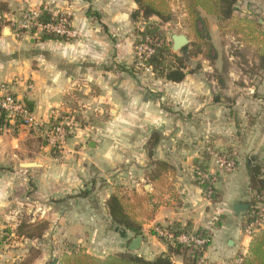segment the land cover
Segmentation results:
<instances>
[{
  "label": "crops",
  "instance_id": "0c3cea01",
  "mask_svg": "<svg viewBox=\"0 0 264 264\" xmlns=\"http://www.w3.org/2000/svg\"><path fill=\"white\" fill-rule=\"evenodd\" d=\"M0 1L8 5L9 10L4 14L6 18L20 8H33L43 3L70 10L73 25L78 31V36L70 40H33L30 51L24 49L23 41L16 39L10 29L8 35L3 33L6 29L4 26L0 32V83H10L14 93L33 104L32 116L35 119L44 122L58 119L69 124L68 136L60 146L59 154H48L50 147L47 145L38 153L25 151L23 147L26 143L40 138L37 132L27 127L0 128V219L12 220L16 216L9 232L15 245L2 241L0 264H14L20 260L23 246L26 242H32L16 237L13 232L23 216V212L17 211V206L24 199L30 200L32 209L35 207V211L39 212L26 213L27 217L30 216L32 221L45 219L49 226L44 233L51 232L52 242L58 244L50 249L46 246L41 248L31 264H60L59 257L66 250V243L81 246L86 253L97 257L127 249L134 236L111 223L105 206L113 187H99L96 180L97 176H101L105 170L112 171L120 162L117 150L101 147V140L107 131L104 124H114L119 120L136 125L134 134L139 138H142L139 134L144 132L145 127L152 128L148 135L154 130L160 132L162 141H165L156 148L154 158L166 160L174 166L173 173L163 183L147 180L145 173L150 161L144 143L140 156L147 161L135 164V170L140 175H135L129 187L151 193L150 200H144L146 206L153 207L156 201L159 204L150 218L142 214L137 216L143 224L142 243L136 253L151 259L167 250L162 239L147 235L146 230L154 224L167 227L174 222L184 225L189 221L193 229H207L205 218L211 214L217 217L222 214L225 218L227 207L232 209V203L242 201L234 199L237 191H240L234 177L230 185V189L233 188L231 193L224 191L219 201L212 204L204 196L202 188L193 181L197 185L194 188L184 173L189 165L194 169L193 160H200L202 153L191 155L190 161L185 148L170 145L164 148L165 142H168L166 139L172 140L171 127H174L176 136L183 131L181 117L176 113V110L182 111L186 107L182 93H198L200 89L185 85L189 74L181 82L168 81L167 87L173 89L170 92H175L170 97L173 103L170 111L164 105H155L149 92H144L143 88L140 90L134 78L126 76L129 67L127 54H130L135 43L132 30L136 22L131 19V12L136 8L133 0ZM251 1L253 4L247 5L238 0L233 17L228 22L243 32L254 31V25V32L259 30L264 33V0ZM214 25V28L218 27L217 22ZM259 39L257 37L258 42ZM117 64L122 68L116 67ZM188 105L206 110L213 107L211 102L201 103L199 100H192ZM108 131L112 134L113 129ZM136 137L133 136V139ZM29 161H35L38 165L22 166ZM31 178L34 189L24 195L23 188ZM140 179L147 181L142 184V189L137 186ZM246 181L244 174L243 183L246 184ZM87 189L91 190L87 196L65 198L66 195ZM215 223L213 220L211 224L219 227V223L218 226ZM237 233L234 224L224 223L217 229L213 228L211 242L198 263L239 264V258L222 261L218 257L221 252L226 256L234 253L233 248L228 249V240L232 239L227 237ZM243 237L242 243L247 246L249 239ZM223 239L224 250L221 246ZM31 246L32 243L24 254ZM216 249L217 252L214 251ZM173 260L175 264L182 263L179 255L174 256Z\"/></svg>",
  "mask_w": 264,
  "mask_h": 264
},
{
  "label": "rangeland",
  "instance_id": "374dc122",
  "mask_svg": "<svg viewBox=\"0 0 264 264\" xmlns=\"http://www.w3.org/2000/svg\"><path fill=\"white\" fill-rule=\"evenodd\" d=\"M243 3L247 5L253 4L251 0H242ZM50 5L43 3L42 7ZM168 6L172 12V19L161 25V28L165 32L167 41L171 43V34L173 33H184L189 39V44L184 50L171 51L179 56L184 57L190 69H194L195 72L188 75L189 79L186 81L185 85L197 86L200 91L198 93L183 92V100H185L186 107L182 111L176 110L182 120L183 131L179 135H175L174 127H171L172 140L167 138L168 142H165L164 148L167 146L175 148H185L187 150V155L191 161V155H196L202 153L203 160L204 156L209 158L208 168L211 167L212 160L206 150L207 147L211 148L213 151L227 155L229 158L233 159L235 162V169L232 171H226L224 169H218L214 167L210 170L211 173V185L217 188L220 193L227 191L231 193L230 189L231 182L235 177L236 187L240 191L234 199L242 200L243 202H251L254 197V191L248 187V177L247 183H243L244 174L247 176L246 165L247 160L255 158V162L261 166V171L264 177V70L257 68L258 65V50L260 46L257 40V32H243V30L233 27L230 22H223L222 28H214L215 18L214 16L206 15L201 12L202 16L208 22L210 41L213 48L217 54L214 61L207 60L204 56L199 54L196 57H189L187 53L192 49L191 41L194 40L193 34L190 32L191 19L187 14L186 4L183 0H169ZM33 7V8H37ZM50 7L56 8L51 5ZM59 8V7H58ZM32 7L20 8L17 11H13L15 18H19L20 14ZM91 10V9H90ZM64 11L69 12V20L72 24V29L76 32L74 37L68 38L74 39L78 36V31L73 25V13L70 10L64 9ZM93 11V10H91ZM97 17V16H96ZM98 18V17H97ZM7 19V18H6ZM155 19V18H153ZM4 27L10 28V31L16 32L17 28L12 27L11 23L6 20ZM135 28L132 30L134 32L135 38L137 31L143 28V21H135ZM212 26V29H211ZM20 31V30H19ZM20 36H15L16 39L23 41L25 48L28 51L33 47V40L36 41L40 38L41 33H35L34 31H21ZM9 32H5L8 35ZM240 35H238V34ZM252 34V36H251ZM134 38V40H136ZM144 43V42H143ZM149 44V43H148ZM144 45L133 44L132 51L127 54L129 58L128 69L126 70V76L129 78H134L136 87L143 88L144 92H149V96L152 101H155V105L167 107L170 111L173 108V103L170 100L171 95H173V89L167 87L169 85L168 81L164 78L157 76L151 70V68L145 65L144 62ZM204 50V47H203ZM125 55V52H124ZM131 57V58H130ZM172 60V59H169ZM116 67H121V65H116ZM141 90V89H140ZM187 96V97H186ZM192 100H199L201 103L211 102L213 107L209 110L200 109L195 106H189V102ZM188 105V106H187ZM213 117V118H210ZM58 121V119H56ZM62 121V120H60ZM106 128V134L101 140L102 148H113L120 154V162L112 171H104L101 176H97L96 180L99 187L111 186L123 184L126 186L131 185L135 175L139 174L135 170V164H144L140 153L143 152L144 143H146L148 138V132L152 128L145 127L144 132L139 134L142 138L136 137L134 134V128L136 125H131L128 123H123L118 121L117 123L104 124ZM113 129L112 134L108 129ZM40 138L30 140L29 143L24 145V150L29 151L31 154L38 153L42 151L44 146H48L49 154H56L60 152V147L48 145L45 137L37 133ZM174 135L176 137H174ZM68 136V133H67ZM66 136V138H67ZM133 136L136 138L133 139ZM163 138V137H162ZM66 140V139H65ZM165 141V140H164ZM162 141L158 144L164 143ZM66 145V144H65ZM154 150V156L156 153V148ZM46 146V147H47ZM150 165V164H149ZM146 167L150 169L149 166ZM188 170L184 173L190 182H192L193 187L197 188V185L193 181H197L194 176V169L189 165ZM142 173V171H141ZM31 180L24 187V195H28L31 189H34V183ZM147 183L145 179H140L138 181L139 189H142V184ZM208 195V193H206ZM203 195V194H202ZM205 196V194H204ZM232 200V199H231ZM17 206V211L23 212V216H27L30 213L36 212L35 207L32 209L31 201L25 200L19 201ZM180 202V200H179ZM135 205V210L138 214L142 216H147L149 209L152 206H146L144 200ZM133 205V204H132ZM216 207V205H215ZM27 213V215H26ZM39 212H36L38 214ZM227 217L219 219L216 214H211L205 220L208 222L207 230L211 233L212 229H217L225 224H234L237 228L238 233L234 236H229L227 239H232L233 243L228 246V249H234L232 255L226 256L222 252L218 255L219 259L222 261L234 260L244 253L243 240V224H244V212H240L238 215L234 216V211L231 207H227L226 211ZM30 218V216H29ZM33 217H31L32 219ZM16 220L13 217L12 220L0 219V246L2 241L15 245L12 241V237L9 236L10 228L13 227ZM37 220V219H36ZM219 223V227H214L211 223L212 221ZM162 226L160 224H154L151 228L146 230L147 235H153L158 239L155 234L153 227ZM45 234V233H43ZM52 233L47 232L40 239H34L32 242H26L23 246L22 254L20 259L26 258L27 253L24 254V250L32 243V252L39 249L47 247L48 249L53 248L56 245L52 242ZM211 235V234H210ZM225 239V238H224ZM224 239L221 242L224 250ZM235 241V242H234ZM3 242V243H4ZM215 245V241L212 244ZM227 248V247H226ZM217 252V249L214 250ZM14 258V257H13Z\"/></svg>",
  "mask_w": 264,
  "mask_h": 264
},
{
  "label": "trees",
  "instance_id": "16d2710c",
  "mask_svg": "<svg viewBox=\"0 0 264 264\" xmlns=\"http://www.w3.org/2000/svg\"><path fill=\"white\" fill-rule=\"evenodd\" d=\"M136 8L131 12V19L133 21L142 20L143 28L136 33L135 44H142L146 39L149 45L153 48V52L145 59V65L149 66L154 74L171 82H181L187 74L195 72L190 69L184 57L177 55L171 51V43L167 41L165 32L161 28L163 23H167L172 19V12L168 6L169 0H133ZM186 4L187 14L191 19L190 32L193 34L194 40L191 41L192 49L187 53L188 58L196 57L199 54L204 56L209 61H214L217 54L210 41L208 22L206 17L202 16L201 12L206 15H212L216 18L219 28L223 27V22H228L233 17L236 3L238 0H183ZM8 5L6 2L0 1V32L7 23L4 14L8 12ZM47 13H41L39 17L42 21L48 19ZM155 18V19H153ZM256 31V27L252 26ZM250 28V29H252ZM252 31V32H254ZM260 49L258 50V65L257 68L264 70V33L257 31ZM69 40L68 38L42 33L39 40ZM204 47V50H203ZM187 47H184V50ZM172 59V60H169ZM27 108L30 112L33 111V104L24 99ZM5 114L0 113V127L5 123ZM52 121V120H51ZM160 132L154 130L147 138L145 149L146 155L149 159L150 169L145 173L147 180L156 184H161L168 175L173 173L174 166L166 160L154 158V149L160 143ZM207 156L203 160L194 159V176L196 183L202 188L206 197L212 204L219 201L221 197L220 191L213 187L208 180L202 179L197 175V172L208 173ZM246 172L248 177V187L251 190L258 191L264 185V177L261 171V166L255 162V158L247 160ZM91 190L87 189L79 191L73 195H66L69 197H82L90 194ZM208 193V195L206 194ZM151 193H145L136 190L134 187H129L123 184L116 185L112 192L105 200V206L110 217V221L116 227L123 231H129L135 237L142 234L143 221L138 219V213L135 210L134 201L139 204L141 200H150ZM159 201L153 203L152 209H149L147 218H150L154 212V208L158 206ZM133 204V205H132ZM249 207L244 212L245 221L250 220L251 216V202H248ZM245 222L243 224V227ZM49 223L45 219L32 221L27 216H22L14 229V235L18 238L40 239L44 231L48 228ZM167 228L172 230L175 234L192 233L198 237H206L207 243L203 247H195L194 245H184L176 241H169L162 239L167 250L155 255L151 259L145 258L143 255L136 252H130L127 249L124 251L108 254L104 257H97L86 253L85 249L75 244L66 243V250L59 257L60 264H175L174 256H181V264H197L199 259L207 250L211 235L207 229L201 227L197 229L192 228L191 222L181 225L178 222L167 225ZM9 234V232H8ZM128 245V244H127ZM31 246L28 250L27 257L20 259L14 264H31L40 254V249L32 252ZM239 264H264V228L259 229L253 233L247 245L245 254L238 257ZM217 264V263H208Z\"/></svg>",
  "mask_w": 264,
  "mask_h": 264
},
{
  "label": "built area",
  "instance_id": "2783aa9c",
  "mask_svg": "<svg viewBox=\"0 0 264 264\" xmlns=\"http://www.w3.org/2000/svg\"><path fill=\"white\" fill-rule=\"evenodd\" d=\"M43 12L47 13L49 16L46 21H42L39 18ZM68 14L69 12L58 7L52 8L50 6H42L22 12L19 18H15L14 14H10L6 20L11 23L12 27L17 28V31L15 33L13 32L15 36H20L22 33L21 31L26 32L32 30L35 33L39 32L41 34L45 33L71 38L76 35V32L71 27L72 24L69 20ZM4 17L6 18V16ZM148 43L149 41L146 39L144 43L140 44V46L145 44L143 47L145 50L143 53L144 61L153 52V48ZM2 112L5 114L6 121L0 127L1 130H6L9 127L24 126L45 137L48 142L47 144L51 146L60 147L63 145L67 133L69 132V124L64 121H57L54 119L52 121L44 122L35 119L32 116V112L28 110L25 100L12 91L10 83H0V113ZM206 150L212 163L211 167L208 169V173L197 172V175L200 178L210 182L212 180L210 170L214 167L226 171H232L235 169L234 160L227 155L217 153L209 147H207ZM250 206L251 218L248 222L244 220L245 225L243 227V235L249 240L253 233L264 228V185L260 190L254 191V197ZM153 230L159 238L176 241L184 245L203 247L208 241L206 237H198L192 233L175 234L166 226H154ZM244 248V253H246L247 246L244 245Z\"/></svg>",
  "mask_w": 264,
  "mask_h": 264
},
{
  "label": "water",
  "instance_id": "95a60500",
  "mask_svg": "<svg viewBox=\"0 0 264 264\" xmlns=\"http://www.w3.org/2000/svg\"><path fill=\"white\" fill-rule=\"evenodd\" d=\"M8 32L9 29L6 28L3 33ZM189 44V39L186 34L184 33H173L171 34V49L172 51L181 50L184 47H186ZM90 145V144H89ZM38 165L35 161H29L23 163V167H33ZM249 207V204L247 202L243 201H236L232 203V210L234 211L235 215H238L240 212H245ZM220 219L224 218V215L219 216ZM215 226H218V223H215ZM142 243V234L136 235L131 239V241L127 245V250L130 252H137L140 249ZM228 245H232V240H228Z\"/></svg>",
  "mask_w": 264,
  "mask_h": 264
}]
</instances>
